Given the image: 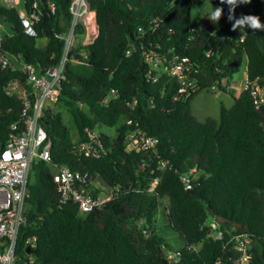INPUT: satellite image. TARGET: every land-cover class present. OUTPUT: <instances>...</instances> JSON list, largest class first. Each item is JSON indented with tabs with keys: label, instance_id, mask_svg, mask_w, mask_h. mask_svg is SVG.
Returning <instances> with one entry per match:
<instances>
[{
	"label": "trees",
	"instance_id": "16d2710c",
	"mask_svg": "<svg viewBox=\"0 0 264 264\" xmlns=\"http://www.w3.org/2000/svg\"><path fill=\"white\" fill-rule=\"evenodd\" d=\"M71 1L24 0L27 12L38 15L33 36L24 31L18 7L0 0V17L12 28L0 41V52L41 68L58 62L64 46L58 34L70 24ZM88 1L98 34L73 48L59 99L45 110L50 159L31 167L27 223L19 232L15 264H163L159 247L165 253L170 247L165 227L182 241L176 264H233L237 253L229 237L241 232L252 239L250 264H264V105L257 108L243 90L230 107L221 105L219 119L200 121L191 107L199 91L221 85L222 77L232 78L245 64L249 78L264 80V30H233L236 20L248 15L264 24V0L238 3L234 11L221 0ZM217 7L222 16L212 21ZM41 38L46 41L40 45ZM147 49L189 56L200 88L175 99L177 79L150 72ZM26 77L19 67L0 66V150L12 125L24 128L23 103L8 85L14 79L25 83ZM53 105L65 109L70 124ZM87 129L100 134L99 156L80 150ZM136 129L157 137L156 149H127V136ZM56 164L98 176L105 186L97 191L112 188L113 198L84 214L73 201L60 203ZM194 167L200 174L187 189L180 175ZM211 212L229 221L219 224ZM219 230L222 238L216 236Z\"/></svg>",
	"mask_w": 264,
	"mask_h": 264
},
{
	"label": "built area",
	"instance_id": "2783aa9c",
	"mask_svg": "<svg viewBox=\"0 0 264 264\" xmlns=\"http://www.w3.org/2000/svg\"><path fill=\"white\" fill-rule=\"evenodd\" d=\"M2 1L7 6L15 8L24 2V0ZM51 6L54 11L55 6ZM69 10L72 16L71 21L67 31L58 34L64 40V46L61 57L55 64L41 68L35 63L0 52L1 67L13 69L19 67L27 76L24 79L25 83L14 79L8 85V91L17 93L23 103L24 128L17 131V126L12 125L13 131L5 146L0 150V264H15L17 259L16 248L19 232L27 223L26 199L29 196L28 178L31 167L38 159H50L52 142L48 137L43 119L45 110L59 99L66 65L71 60V51L77 37L81 36L78 28L83 27L87 31L92 23L96 22V12L90 7L88 0H72ZM18 11L24 31L29 35H37L34 26V21L38 18L37 13L33 11L28 13L25 8L19 7ZM3 38L0 34V41ZM240 40H244V34L241 35ZM144 57L150 67V72L156 70L177 79L179 87L174 95L175 99L188 98L200 88L198 78L195 76L197 71L195 62L189 56L147 49L144 51ZM246 70L247 65L245 64L243 85L239 87L237 96L243 90H248L254 105L259 108L264 105V80L259 76L249 78ZM230 79L232 78L222 77L221 85L215 83L210 88L214 91L222 88L235 91L236 87ZM128 123H131V120H128ZM87 134L88 140L79 144L80 150L87 155L99 156L103 147L99 132L87 129ZM157 144L158 138L147 134L142 129H136L127 136V149L136 152L154 150ZM166 163L167 161H161V166L164 167ZM199 174L200 170L194 167L188 173L181 174L180 179L184 186L190 189L193 187V180ZM53 177L60 193V203L73 201L77 203L79 212L82 214L101 207L115 194L112 188L110 191H97L98 185L93 183L95 177L90 176L88 172H82L67 165L56 164ZM157 184L158 179H153L149 189L153 190ZM137 223L142 224V220H138ZM212 226L216 227V222H212ZM216 236L222 238V231L219 230ZM229 241L234 242V249L237 253L233 264H250L252 257L250 235L246 232L233 233ZM165 257L168 264H176L180 260V252L168 248ZM219 263L220 260L216 262V264Z\"/></svg>",
	"mask_w": 264,
	"mask_h": 264
},
{
	"label": "rangeland",
	"instance_id": "374dc122",
	"mask_svg": "<svg viewBox=\"0 0 264 264\" xmlns=\"http://www.w3.org/2000/svg\"><path fill=\"white\" fill-rule=\"evenodd\" d=\"M19 8L24 9L25 6L18 4ZM206 10H210L209 4H206ZM0 23H3L4 28L1 30L2 35H5V32H11V27L8 22L4 19L0 18ZM94 26H90V32L94 31ZM89 32V33H90ZM89 37V36H88ZM46 41L45 38H41L38 40L39 44H44ZM91 41L87 39L85 35L83 38L81 36L77 37L75 41L74 47L84 46ZM245 76V68L244 66L240 69V71L236 72L232 79H230L231 83L234 85L235 91L229 89H218L214 91L212 88H206L199 91L195 97L192 99L191 107L193 114L197 117L198 120L204 121L208 116L216 117L219 119L220 117V108L221 105L226 107H230L234 102V95L237 96L239 93V87L243 85V78ZM52 108L57 111L60 110L64 117V120L67 124L69 122V116L65 109L61 106L53 105ZM106 130L108 133H112L114 129L98 127L97 131ZM93 183L96 185L105 186L104 182L101 178L96 176L93 180ZM163 234L166 238L167 244L170 246V249L178 250L182 247V241L180 240L178 234L171 228L165 227L163 228Z\"/></svg>",
	"mask_w": 264,
	"mask_h": 264
},
{
	"label": "clouds",
	"instance_id": "9594fccd",
	"mask_svg": "<svg viewBox=\"0 0 264 264\" xmlns=\"http://www.w3.org/2000/svg\"><path fill=\"white\" fill-rule=\"evenodd\" d=\"M225 2L231 6V10L234 11L238 3H250L251 0H221V3ZM222 12V8H215V10L211 13L210 19L212 21H219L222 16ZM229 19H232V17L230 16ZM244 26H248L253 30H264V24L261 23L258 16L254 15L244 16L241 19L236 20L235 24L233 25V30L236 28L243 29Z\"/></svg>",
	"mask_w": 264,
	"mask_h": 264
},
{
	"label": "crops",
	"instance_id": "0c3cea01",
	"mask_svg": "<svg viewBox=\"0 0 264 264\" xmlns=\"http://www.w3.org/2000/svg\"><path fill=\"white\" fill-rule=\"evenodd\" d=\"M1 18V17H0ZM3 19V18H1ZM92 25L95 27L94 28V31H92V33L90 32V28L84 32V34L81 35V37L83 38L85 35L87 36V39L90 40L91 42L94 40V38L97 36L98 34V25H97V22L95 23H92ZM11 27V26H10ZM4 28V25L3 23H0V34L2 35L1 33V30ZM90 32V33H89ZM12 33V28H11V32L9 33L8 31L5 32V35H2L3 37H5L6 35L8 34H11ZM89 36V37H88Z\"/></svg>",
	"mask_w": 264,
	"mask_h": 264
},
{
	"label": "water",
	"instance_id": "95a60500",
	"mask_svg": "<svg viewBox=\"0 0 264 264\" xmlns=\"http://www.w3.org/2000/svg\"><path fill=\"white\" fill-rule=\"evenodd\" d=\"M45 124L47 125V122H45ZM207 207L209 208V206H207ZM211 215H213L214 220L216 222H218L219 224L226 222V221H229V218H227V217H224L221 215H214L212 212H211ZM239 225H241V224H239ZM32 251H33V249L29 250V252H32ZM159 251L161 252V255H162L163 264H168L167 259L165 257V252L163 251V249L161 247H159Z\"/></svg>",
	"mask_w": 264,
	"mask_h": 264
},
{
	"label": "bare ground",
	"instance_id": "6f19581e",
	"mask_svg": "<svg viewBox=\"0 0 264 264\" xmlns=\"http://www.w3.org/2000/svg\"><path fill=\"white\" fill-rule=\"evenodd\" d=\"M156 152V151H155ZM164 161V160H163ZM222 228V227H221ZM223 229V228H222ZM225 233V232H224ZM165 246V245H164ZM170 248V247H169Z\"/></svg>",
	"mask_w": 264,
	"mask_h": 264
}]
</instances>
